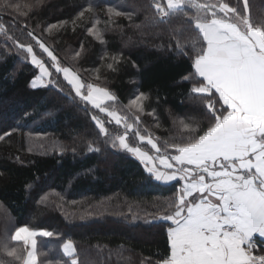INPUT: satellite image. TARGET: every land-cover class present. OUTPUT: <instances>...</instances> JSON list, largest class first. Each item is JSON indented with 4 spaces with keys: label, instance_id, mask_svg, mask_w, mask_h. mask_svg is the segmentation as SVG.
<instances>
[{
    "label": "trees",
    "instance_id": "trees-1",
    "mask_svg": "<svg viewBox=\"0 0 264 264\" xmlns=\"http://www.w3.org/2000/svg\"><path fill=\"white\" fill-rule=\"evenodd\" d=\"M197 2L227 3L264 30V0H246V12L245 0ZM205 13L170 9L167 0H0V264L24 263V244L10 239L21 226L53 233L37 238V264H162L170 257L172 223L160 217L176 211L180 181H157L119 149L124 127L104 120L102 132L98 113L59 74L51 73L54 86L31 87L38 70L26 47L45 60L44 44L83 81L110 91L132 117L122 121L172 155L173 145L209 124L206 102L192 91L200 79L194 60L206 51L195 24ZM136 97L142 110L129 104ZM134 134L125 137L128 146L146 149ZM38 139L47 141L42 152L33 149ZM66 242L73 258L62 252ZM250 252L263 256L264 243Z\"/></svg>",
    "mask_w": 264,
    "mask_h": 264
},
{
    "label": "snow or ice",
    "instance_id": "snow-or-ice-1",
    "mask_svg": "<svg viewBox=\"0 0 264 264\" xmlns=\"http://www.w3.org/2000/svg\"><path fill=\"white\" fill-rule=\"evenodd\" d=\"M182 5H191L200 11L206 9L204 18L195 27L208 47L206 51L202 48L194 60L195 76L200 79L192 91L206 102L208 127L191 142L173 145L175 154L159 159V164L168 172L157 170L152 158L138 149L128 148V151L140 157L157 181H184L176 211L160 217L174 225L168 230L170 257L164 264H264V256L251 255V245L248 251L241 247L254 233L264 238V122L256 119L257 96L248 71L264 64V30L249 25L247 16L227 3L217 7L197 0H167L170 9ZM217 10L225 16L229 13L237 16L247 27L231 22L230 18L218 17ZM3 29L0 22V31ZM28 35L36 39L33 32L29 31ZM40 44L54 62L52 52ZM26 51L41 74L49 75L41 60L32 54V47L27 46ZM56 71H63L80 99L101 111H105L101 107L105 99H115L105 89L92 85H88L84 95L83 85L69 75L68 68L57 67ZM139 99L136 97L131 103L142 110L137 103ZM109 115L115 118L114 113ZM101 131H104L102 125ZM149 143L156 148L154 143ZM120 144L127 147L123 139ZM194 192L206 193L219 203L204 199L195 202L198 198L188 200ZM52 235L46 230L36 232L21 226L10 239L22 241L29 249L24 264H37L35 237ZM72 247L69 242L65 250L70 253Z\"/></svg>",
    "mask_w": 264,
    "mask_h": 264
},
{
    "label": "rangeland",
    "instance_id": "rangeland-1",
    "mask_svg": "<svg viewBox=\"0 0 264 264\" xmlns=\"http://www.w3.org/2000/svg\"><path fill=\"white\" fill-rule=\"evenodd\" d=\"M172 9H175V8H172ZM229 15V14H228ZM220 18H223V19H229V18H226V17H220ZM231 22L233 23H236V24H239L241 27H247L245 25L242 24L241 20H238L236 19V21H233L231 19ZM42 52L45 54L46 56V59L45 60H41V62L44 64V67L45 69H47V72L49 73V75L47 76H44L41 74V71L39 68H37L35 65V68L38 70V74L34 77V79L32 80V83H31V87H50V86H54V81L52 80V76H51V73L52 71L55 73V75L59 74L62 79L66 82V84L68 86H70V88L72 89V91L74 92V94L76 95L75 93V89L74 87L68 83V81L64 78V73L63 71L61 72H57L56 71V68L59 67L61 69L63 68H68L69 69V75L71 77H75L76 80L79 82L80 85H83V87L81 88V92L84 94V95H87V91H88V85H92L93 87H99L98 85H94L92 84L91 82H86V81H83L76 72H74L71 68L67 67V66H63L61 65L58 60L55 58V61L53 62V59L51 57L48 56V53L46 52L45 49H43V46H42ZM49 50V49H48ZM50 51V50H49ZM33 55H35L34 53H32ZM53 54V53H52ZM54 56V55H53ZM55 57V56H54ZM40 60V58H37ZM29 61L31 62V56L29 55ZM32 64V62H31ZM54 75V76H55ZM101 88V87H99ZM104 89V88H103ZM106 90V89H105ZM111 96H113L115 98V96L108 90H106ZM77 96V95H76ZM77 98L80 99V97L77 96ZM134 99V98H133ZM132 99V100H133ZM81 101H83L86 105L89 106V108H92L93 110H95L98 115L97 117H100L99 119H96V123L97 121H99L98 126L100 127L101 129V125L103 126V123H104V120L106 122H108L109 124H117V125H120V126H123L124 127V131L122 133V137L120 138L124 140V143L125 145H127V147H122L121 144H120V140L118 141L117 140V147L119 149H123V150H128V148H133V149H138L140 153H144L146 154L148 157H151L152 160L155 162V168L157 170H159L160 172H168L170 170L168 169H164L163 166H161L159 164V159L161 157H170L169 152H168V149H163V151H161V153L159 152L160 148L158 147V144L156 143V141L152 138H150L149 136H145V135H142L141 132H138L135 130V126L133 125V121H131L129 124H125L122 119H125L126 117H130L129 114H126V116H124L121 111L119 110L120 109V106L117 104V100L116 98L114 100H104L101 104V107L105 109V111H101L100 108H96V107H93L91 103H89L87 100H82L80 99ZM131 100V101H132ZM131 101H129V104L134 107L135 109H137V106H134L132 105ZM140 101V102H139ZM141 102L142 100H138L137 103L138 105L141 107ZM109 113H114L115 114V118L112 116V115H109ZM117 119L119 120V123H117ZM132 119V117H130V120ZM133 123V124H132ZM130 126V127H129ZM132 131H135V143H137V140L139 142V145L142 144V145H145L147 148L144 149L138 145H134V146H128V144L125 142V137L129 136L131 134ZM105 132V130L103 131ZM149 141H151L152 143H154L156 145V148L154 149L152 147V144L149 143ZM47 142V141H46ZM46 142L42 143V139H38L37 141V146L35 148H33L34 150H38L39 152H42L41 149H39L40 147L39 146H42L44 145ZM166 145V144H165ZM39 147V148H38ZM158 150V151H157ZM174 150V148H173ZM172 150V151H173ZM132 156H134L135 158H137L139 161H141L140 157L137 156V155H134L133 153L129 152ZM175 154V152L173 153ZM144 165V164H143ZM188 167H191V166H188ZM151 174V173H150ZM162 181V180H161ZM164 182H168V181H165L163 180ZM34 231V230H32ZM23 243V242H22ZM24 244V243H23ZM25 246V244H24ZM26 250H27V253H28V248L25 246ZM27 253H26V257H27ZM25 257V259H26ZM24 264V263H23Z\"/></svg>",
    "mask_w": 264,
    "mask_h": 264
},
{
    "label": "crops",
    "instance_id": "crops-1",
    "mask_svg": "<svg viewBox=\"0 0 264 264\" xmlns=\"http://www.w3.org/2000/svg\"><path fill=\"white\" fill-rule=\"evenodd\" d=\"M207 47H208V45L206 43V50H207ZM248 71H249L250 79H251V81H252V83L254 85V90H255L256 96H257L256 119H257L258 122H264V64L255 65L252 68H250ZM239 174L246 175V173H243V172H240ZM183 186H184V181H180L179 189H181ZM179 189H178V191H179ZM193 198H198V199H196L195 202H200V199H204L205 202L211 201L212 203H216V204L219 203V201L215 200V197L207 196L206 193L201 194V193L194 192L191 197H188V200H193ZM182 214H184V213H182ZM172 227H174V225H172ZM34 231L39 232L41 230H34ZM38 237H41V236H36L35 237V241L36 242H37V238ZM257 242L264 243V238L260 237L257 233H254L252 235L251 239L248 240L247 244L241 245V247H242V249L248 251L249 250L248 246L249 245H251V246L252 245L253 246L256 245L257 246ZM67 243H69V242H66L62 246V252L64 253L65 256H67L69 258H73L74 255H75L74 247H72V250L69 253L68 251L65 250V245ZM35 255H36V245H35ZM162 264H164V263H162Z\"/></svg>",
    "mask_w": 264,
    "mask_h": 264
},
{
    "label": "built area",
    "instance_id": "built-area-1",
    "mask_svg": "<svg viewBox=\"0 0 264 264\" xmlns=\"http://www.w3.org/2000/svg\"><path fill=\"white\" fill-rule=\"evenodd\" d=\"M254 247H256V245ZM251 255L254 256V257H260V256H256V255H253V254H251ZM257 264H259V262H257Z\"/></svg>",
    "mask_w": 264,
    "mask_h": 264
}]
</instances>
